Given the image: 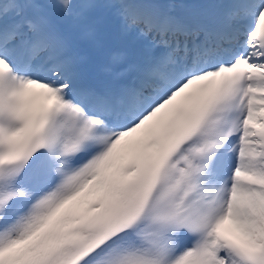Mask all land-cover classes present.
Listing matches in <instances>:
<instances>
[{"label":"snow or ice","instance_id":"snow-or-ice-1","mask_svg":"<svg viewBox=\"0 0 264 264\" xmlns=\"http://www.w3.org/2000/svg\"><path fill=\"white\" fill-rule=\"evenodd\" d=\"M0 264H264V0H0Z\"/></svg>","mask_w":264,"mask_h":264}]
</instances>
